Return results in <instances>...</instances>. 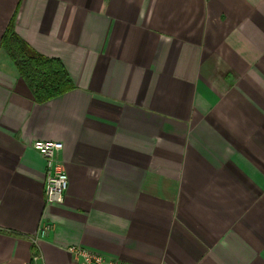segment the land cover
<instances>
[{
	"label": "crops",
	"instance_id": "1",
	"mask_svg": "<svg viewBox=\"0 0 264 264\" xmlns=\"http://www.w3.org/2000/svg\"><path fill=\"white\" fill-rule=\"evenodd\" d=\"M14 13L73 86L38 102L0 50V264H264V0H0V38Z\"/></svg>",
	"mask_w": 264,
	"mask_h": 264
},
{
	"label": "trees",
	"instance_id": "2",
	"mask_svg": "<svg viewBox=\"0 0 264 264\" xmlns=\"http://www.w3.org/2000/svg\"><path fill=\"white\" fill-rule=\"evenodd\" d=\"M15 13L0 38L2 50L29 86L34 99L44 102L72 88L71 79L62 62L33 49L14 29Z\"/></svg>",
	"mask_w": 264,
	"mask_h": 264
},
{
	"label": "built area",
	"instance_id": "3",
	"mask_svg": "<svg viewBox=\"0 0 264 264\" xmlns=\"http://www.w3.org/2000/svg\"><path fill=\"white\" fill-rule=\"evenodd\" d=\"M60 146V143L53 140L36 139L31 143V147L45 160L44 197L48 204H62L67 189V173L62 162L56 158ZM50 229L51 225L44 223L31 239L32 242L36 244L38 239L45 236ZM66 250L72 255L73 264H132L118 258L107 257L79 245L67 246Z\"/></svg>",
	"mask_w": 264,
	"mask_h": 264
}]
</instances>
